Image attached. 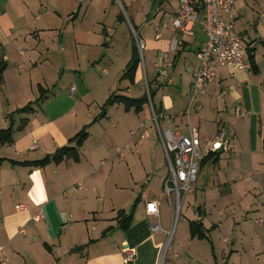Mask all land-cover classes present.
<instances>
[{
    "label": "crops",
    "instance_id": "obj_1",
    "mask_svg": "<svg viewBox=\"0 0 264 264\" xmlns=\"http://www.w3.org/2000/svg\"><path fill=\"white\" fill-rule=\"evenodd\" d=\"M139 1V9L134 11L133 20H130L132 32L128 29L133 36L132 29H137L134 23L139 19L140 11L148 8L144 0ZM147 1L151 3L150 9L156 7L152 18L157 23L154 27L155 41H150L149 45L158 52L157 55L169 54L173 61L169 70L172 83L160 90L162 99L156 106L158 113L165 111L166 114L174 116L171 121L163 120L169 125L166 130L187 134L190 122L199 130L203 150L210 148L209 142L213 141L220 131L225 132L229 147L227 150H221L220 161L216 164L221 170V181L223 184H241L238 187L240 191L247 186L246 182L250 181L263 191L264 64L260 59L264 60V0L242 1L234 9L235 28L248 39L244 43L245 46L255 50L259 71L255 73L235 68L220 69L217 79L200 99L202 109L191 114L189 118L185 113L191 98L193 73L199 64L189 69L184 65V69L191 76L183 71L177 74L176 71L185 50L196 41L199 42L196 48L198 59V51L206 41L205 32L199 23L193 25L191 34L176 32L169 25L165 26L167 17L173 18L177 15L180 0ZM101 9L104 17L108 7L102 3ZM31 10L32 5L29 2L0 0V64L5 67L3 83L0 86V130L11 126V114L14 123L13 144L0 146V264H125L123 255L126 248L133 249L136 253L131 264H159L164 238L158 235L161 232H153L152 226L161 223V217L159 220L149 215L146 204L154 200L162 201L160 194L153 197H150L148 192L140 194L133 223L130 229L124 232L115 220L119 211L129 213L121 204L123 197L114 193L112 200L108 199V189L103 185V178L100 179L92 170L76 167L81 166V159L78 163L71 160L60 164L51 163L44 168H31L11 162L42 160L69 145L70 139L84 127L97 122V118L91 122L90 105L83 103V100L88 98V92L64 109L52 105L51 101L47 104L49 90L45 85L50 83L54 69L60 67V57H57L56 53H67L68 48L61 44V33L56 30L59 29L56 28L58 25L44 28L38 24L39 17L36 21L31 19ZM79 14V10L71 14L53 11L52 18H48V21L55 22V19L58 21L60 18L75 20ZM119 16L120 14L117 17L118 22H123L125 18L120 20ZM199 18H203L202 13ZM47 31L56 39L51 45L53 51H40L38 49L42 47V36ZM33 35L39 38L38 45L31 39ZM88 35V40L84 38L78 41L75 38L76 46L65 43L68 47L74 46L76 55L83 53L84 57L90 58L91 49L88 48L96 46L99 41L94 39V30L89 31ZM173 40L176 41V50L171 52ZM134 45L136 41L133 39L131 48L126 47L122 54L124 66L121 80L132 59ZM260 49L261 56L258 55ZM145 73L147 75L145 66L139 64L135 83L145 82ZM174 73L176 76L173 77ZM40 88L47 92V98L44 102L35 103L41 97ZM113 89L114 87L110 88L107 93L110 95ZM165 91L169 92L168 97ZM144 95L145 91L139 98ZM30 103L33 104L32 113H16ZM146 108L151 121L149 102L144 106L142 113ZM238 109L243 114H238ZM124 112L126 115L123 120L129 125L134 123V116L142 114L133 110L127 112L125 109ZM24 119L28 120L27 124L22 122ZM149 121L141 122L138 131ZM226 130H229V133ZM133 132L135 131H130L131 136ZM138 138L141 144L151 136L149 133V138L143 141ZM35 141L38 148L33 151L31 146ZM156 144H160L158 134ZM127 145L132 149L131 142L125 147ZM119 149L123 148H118L117 152ZM225 156L230 158L226 159ZM224 164L229 167L226 173L222 171ZM80 183L84 185L82 190L78 189ZM199 208V220H202L205 226L206 212ZM262 214L263 212L261 217ZM205 228L207 229L206 226ZM261 251L264 254V244ZM176 259L179 258L176 256Z\"/></svg>",
    "mask_w": 264,
    "mask_h": 264
},
{
    "label": "rangeland",
    "instance_id": "obj_2",
    "mask_svg": "<svg viewBox=\"0 0 264 264\" xmlns=\"http://www.w3.org/2000/svg\"><path fill=\"white\" fill-rule=\"evenodd\" d=\"M144 1L148 8L140 11L139 19L134 24L137 26V34L147 44L143 51V60L148 81L155 92L158 83H154V64L158 52L150 47L149 42L155 41L154 27L157 23L152 18V14L156 12V7L150 9L151 3ZM17 2L31 3V19L36 21L39 17L38 24L40 23L44 28L56 27L54 24H57L56 28L59 29L56 30L61 33V44L68 48L67 53L55 51L56 56L60 57L58 61L60 67L54 69L50 83L45 85L49 90L47 104L51 101L52 105L64 109L88 92V98L84 99L83 103L90 105L89 118L94 122L101 115L104 104L114 92L131 98H139L144 94V81L132 85L129 81L121 80L124 66L121 57L126 47L131 48V41L134 39L128 29L130 28L131 31L130 20H133L134 11L139 9V0H120L122 6L118 0H17ZM102 3L103 6L108 7L104 17H102ZM78 10L80 14L75 20L60 18L58 21L55 19V22L48 21V18H52L53 11L71 14ZM121 13L125 20L118 22L117 17ZM92 30H94V39L99 43L88 48L91 49L90 58L84 57L83 53L76 55L74 46L68 47L65 43L76 46L75 38L78 41L84 38L88 40V33ZM243 38L244 43L247 42L248 39L244 36ZM31 39L39 44V38L36 36H31ZM42 40V47L38 50L53 51L51 45L56 39L50 31L42 36ZM198 44L199 42L196 41L185 50L179 60L177 74L183 71L190 75L184 69V65L189 69L199 64L196 57ZM85 51L90 52V50ZM259 54L262 55L261 49ZM139 58L143 66L140 53ZM260 60L264 64L263 58ZM176 73L172 76H176ZM113 87L109 95L107 91ZM165 94L169 96L168 91H165ZM160 99H162V91L154 96L156 106ZM106 111L107 117L89 124L87 128L89 138L80 150L82 164L76 167L92 170L100 179L103 178V185L108 189V199L112 200L114 193L119 194L123 197L121 203L123 208L129 213L140 194L148 192L150 197L160 194L163 232L158 235L164 238L159 258L161 264H264V254L261 253L264 229L257 224L261 212L264 213V190L258 189L250 181L246 182L247 186L242 191L238 189L241 184L238 186L235 183L223 184L220 167L209 161L200 169L195 192L188 195L182 192L180 207L178 208L176 199H173L171 207L164 195V182L170 177L169 166L163 145L156 144L157 128L154 122L149 121L148 109L146 108L140 116H134V123L130 125L123 120L126 115L123 105L107 106ZM194 113L198 112L193 111L192 115ZM145 120L149 122L139 132L148 131L151 138L140 144L139 138L132 137L130 131H138L140 123ZM160 126L162 131H165L169 125L160 120ZM226 131L229 133V130ZM129 142L132 149H125L124 157H120L117 149L124 148ZM225 157L230 158V156ZM224 165L222 171L226 173L229 167ZM249 174L253 173L249 172ZM199 207L206 212L204 222L207 229L214 227L210 234L208 233L209 240L191 238L189 223L199 220ZM176 256L179 259H176Z\"/></svg>",
    "mask_w": 264,
    "mask_h": 264
},
{
    "label": "built area",
    "instance_id": "obj_3",
    "mask_svg": "<svg viewBox=\"0 0 264 264\" xmlns=\"http://www.w3.org/2000/svg\"><path fill=\"white\" fill-rule=\"evenodd\" d=\"M242 1L246 0H180V8L177 15L173 18L167 17L165 26L169 25L176 32L191 34L193 25L199 23L206 35V41L198 52L199 66L193 73L191 98L185 113L188 118L193 111L202 109L200 97L206 94L209 86L217 79L220 69L235 68L245 72L252 71L247 47L243 42L242 35L236 30L234 25V9ZM118 2L121 5L120 0ZM200 13L203 14L202 19L199 18ZM132 30L144 67L143 51L146 48V43L134 28ZM175 50L176 41L173 40L170 51L173 52ZM172 66L173 61L169 54L160 53L158 55V60L155 63V81L161 89L172 83L169 75V70ZM144 88L152 111L151 122L155 123L159 143L164 147L169 166L170 177L164 182V195L171 207L173 206V199H176L179 208L182 192L186 195L195 192V184L198 181L201 162L205 155L210 151L227 150L229 143L226 139V133L220 131L213 141L209 142L210 148L203 150L199 130L190 122L187 134L170 129L162 131L160 120L171 121L174 116L166 114L165 111L158 113L154 108L150 83L146 73ZM237 112L238 114L242 113L239 109ZM132 136H138L143 141L149 138V132L140 133L135 131ZM37 148L38 143L35 141L31 146V150L34 151ZM125 149L129 150L130 146L127 145L125 148L118 150V154L121 157H124ZM78 189H84V185L80 183ZM146 208L149 215L160 220V200L147 203ZM257 222L264 229V213ZM152 231L155 233L163 232L161 223L153 225ZM165 252L166 250L163 251L162 255ZM135 257L136 253L133 249H124L123 258L125 264L133 263ZM159 264L161 263L159 262Z\"/></svg>",
    "mask_w": 264,
    "mask_h": 264
},
{
    "label": "trees",
    "instance_id": "obj_4",
    "mask_svg": "<svg viewBox=\"0 0 264 264\" xmlns=\"http://www.w3.org/2000/svg\"><path fill=\"white\" fill-rule=\"evenodd\" d=\"M119 19L124 20V16L122 13L119 16ZM254 52H255L254 49L247 47V53H248L249 61L252 65V71L257 73L259 71V68L256 64ZM139 64H140V58H139L138 48L136 47V45H134L133 46L132 59L126 67V70H125V73L122 77V80H128L131 84H134ZM4 70H5V67L1 63L0 64V86L3 83V72H4ZM155 82L156 81H154V83ZM150 88H151V98L153 101L154 108L156 109V105L154 103V96L156 95L157 92L160 91L161 88L158 85V88H156L155 92L153 91L151 85H150ZM40 90H41V97L39 99H37V101L35 103L44 102L45 99L47 98V95H46L47 92L43 88H40ZM148 102H149V99H148V96L146 94L142 98H137V99L127 97L124 95L113 94L110 97V99L105 103L101 115L99 117H97L95 122L101 118L106 117V115H107L106 114V112H107L106 107L107 106H112L114 104H121L124 106L125 111L129 112V111L133 110L137 114H140L143 112L144 106ZM32 112H33V104L30 103L26 107L18 110L16 113L17 114H28V113H32ZM16 113H14V114H16ZM9 118L11 121V126L7 129L0 130V146L6 145V144L10 145V144H13V142H14L13 115L12 114L9 115ZM22 122L24 124H27L28 120L24 119V120H22ZM87 128L88 127H84L75 137L70 139L69 145L58 149L54 154L48 155L42 160L28 161V162H24V163H17L14 161H11V162L13 164H19V165H23V166L31 167V168H44L51 163L60 164V163L64 162L65 160H73L74 162L78 163V162H80V159H81L80 150L89 138ZM263 152H264V140H263ZM221 155H222L221 150L217 151L215 153H209L202 160L201 167H203L209 161L214 162V164H218L220 161ZM0 161H2V160H0ZM201 167H200V169H201ZM139 201H140V197L137 198L136 203L134 205V208L132 209V211L130 213H127L125 211H119L117 213V217L115 220L117 221L118 227L122 231L127 232L130 229V227L133 223L134 211H135L136 205ZM200 210L201 209L198 208V212L201 216ZM212 229H214V227H212L210 230L206 229L202 220L191 221L189 223V230H190V234H191L192 239L209 240V234H210L209 232Z\"/></svg>",
    "mask_w": 264,
    "mask_h": 264
}]
</instances>
